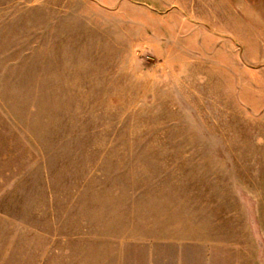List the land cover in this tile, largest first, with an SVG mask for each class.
Returning <instances> with one entry per match:
<instances>
[{
	"label": "rangeland",
	"instance_id": "obj_1",
	"mask_svg": "<svg viewBox=\"0 0 264 264\" xmlns=\"http://www.w3.org/2000/svg\"><path fill=\"white\" fill-rule=\"evenodd\" d=\"M0 264H264V0H0Z\"/></svg>",
	"mask_w": 264,
	"mask_h": 264
}]
</instances>
